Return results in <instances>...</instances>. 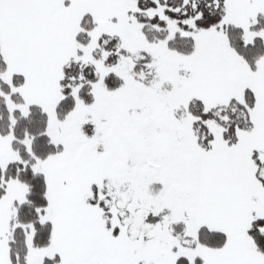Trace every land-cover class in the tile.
Masks as SVG:
<instances>
[{"label": "snow or ice", "instance_id": "obj_1", "mask_svg": "<svg viewBox=\"0 0 264 264\" xmlns=\"http://www.w3.org/2000/svg\"><path fill=\"white\" fill-rule=\"evenodd\" d=\"M0 264H264V0H0Z\"/></svg>", "mask_w": 264, "mask_h": 264}]
</instances>
